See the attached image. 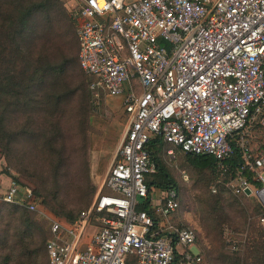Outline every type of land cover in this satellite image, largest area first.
<instances>
[{
	"label": "built area",
	"instance_id": "built-area-1",
	"mask_svg": "<svg viewBox=\"0 0 264 264\" xmlns=\"http://www.w3.org/2000/svg\"><path fill=\"white\" fill-rule=\"evenodd\" d=\"M59 1L79 21V60L95 102L123 95L128 124L92 204L72 222L52 220L48 264H201L193 225L160 224L158 215L182 204L175 187L153 193L159 166L149 145L161 135L169 160L176 148L214 156L218 182L234 194L264 188V144L249 141L264 129V0ZM233 140L235 175L226 162ZM3 172L0 200L38 211L30 185L11 177L2 190ZM239 236H228L233 250L248 239Z\"/></svg>",
	"mask_w": 264,
	"mask_h": 264
},
{
	"label": "rangeland",
	"instance_id": "rangeland-1",
	"mask_svg": "<svg viewBox=\"0 0 264 264\" xmlns=\"http://www.w3.org/2000/svg\"><path fill=\"white\" fill-rule=\"evenodd\" d=\"M13 1L0 0V22L7 9H14ZM15 1L20 3V14L32 8L33 15L25 29L24 46L27 48L26 52L34 58H41L34 62L59 65L68 61L59 89L53 87L52 76L48 73L46 82L37 87L34 93L38 96L32 106L24 112L20 111L11 124L21 127L26 124L27 116L33 114L34 126L38 130L47 124V118L44 120L42 117L44 114L41 105L48 100L47 95L55 92L68 93L57 115L50 118L56 125L54 129L58 138L54 150L56 152L44 150L27 136L19 139L11 161H8L0 147L3 157L2 167L5 171L22 183L39 190L37 191L39 210L33 212L39 225L35 236L39 241L43 237L47 241L52 220L65 219L60 211L62 208L78 214L79 211L89 207L97 197L107 170L113 162L114 153L127 128L128 117L121 96H105L99 103L95 102L94 94L89 88V76L80 65L78 25L70 10V3L59 0ZM54 108L55 105L52 104L47 107V111L50 112ZM249 141L252 146L261 149L264 144V129L255 128L251 131ZM59 151L61 156L58 154ZM60 157H63V163L59 166ZM165 157L170 173L178 182L182 204L180 212L187 216L188 223L199 230L197 247L203 256L202 264H237L234 263L236 258L225 259L222 254L239 256L249 264H264V260L257 261L251 255L250 246L247 248L241 246L238 250H233L228 242L230 234L239 238L243 232L255 235L258 228H263L259 219L264 215L258 208V203H262L259 196L251 194L249 198L241 197L239 201L242 205L226 207L230 219L224 223L223 233L209 236L202 226L201 216L204 200L220 191L219 186L217 192L212 190L213 185L216 184L215 174L209 170L199 172L188 162L184 163L183 154L180 152H176L174 160ZM14 161L17 165L13 163ZM182 170L187 172L188 179L183 178ZM227 196L225 203L235 197ZM6 206H3L0 216L5 215ZM39 245L40 254L46 260L45 242ZM257 246L260 244L257 243ZM243 261L241 260L240 264Z\"/></svg>",
	"mask_w": 264,
	"mask_h": 264
},
{
	"label": "trees",
	"instance_id": "trees-1",
	"mask_svg": "<svg viewBox=\"0 0 264 264\" xmlns=\"http://www.w3.org/2000/svg\"><path fill=\"white\" fill-rule=\"evenodd\" d=\"M12 4H14V9H7L0 22V147L1 150L4 151L8 161H11V157L14 158L15 147L22 136H27L31 141H36L44 150L47 149L51 153L56 152L54 151L58 140L56 131L54 132L56 125L50 118L57 115L60 106L65 101V98L68 97V93L62 94L60 92L47 95L48 100L41 104L44 114L42 117H44V120L47 118V124L41 126L38 130L34 126L33 114L27 116L28 120L23 126H11L16 119V115L20 111L24 112L32 106V103L38 96V94L34 93L37 87L46 82L48 73L52 76L53 80H51V84L53 87L59 89L68 63V61H65L59 65H43L34 62L35 60H41V58H34V56L26 52L27 48L24 46V38L26 36L25 29L28 27L29 19L33 15L32 8L26 9L25 12H21L20 14V3L14 0ZM75 23L78 25L79 21L75 20ZM69 94L71 95V93ZM52 104L55 105V108L48 112L47 107ZM232 143L235 146L234 140ZM165 145L161 135L153 138L150 142L149 149L159 166L158 172L154 175L150 183L163 188L175 187L179 193L178 182L170 173L167 163L165 162L166 160L164 159ZM176 152L182 153L183 162H188L191 167L199 172L209 170L215 174V183L219 186L220 191L218 194H214V196L207 197V199L204 200L201 221L204 230L209 236L211 234L223 233V225L230 219V214L226 211V207L242 205L239 198H249L251 194H234L223 182H218L217 160L214 156L207 154L193 155L182 151L180 148H176ZM58 154L61 156L60 151ZM226 162L232 164L234 170L232 175H235L241 164V153L239 148L235 146V154L232 158L227 159ZM13 163L17 165V162L14 161ZM62 163L63 157H60L59 166ZM229 176L228 174L224 180H228ZM37 191L39 190L34 189L36 194ZM227 195L235 197L232 201L225 203V199L228 197ZM148 205L149 203L146 201L140 206L141 208L147 209ZM3 206H6V213L0 216V264H48V255L46 254L47 259L45 260L40 254L39 244L45 242L46 247L51 232L47 241L45 237L40 241L37 240L35 234L39 225L34 218L33 212L35 211L6 201L0 202V211L3 209ZM258 208L264 214V205L262 203H258ZM60 211L65 217L64 221L69 222L74 221L80 213L79 211V213L76 214L72 211H66L63 208ZM179 211H181V209ZM185 224L192 225L191 223ZM194 227L197 231L198 244L200 236L199 230L196 226ZM257 231L258 232L255 234L256 236L253 234L248 235V241L241 246L244 248L250 246L251 255L256 258L257 261H263L264 228L260 227ZM257 243H259L260 246H257ZM239 251L241 252V249ZM222 255L225 259L230 258L232 260L236 258L234 263L237 264H240L241 260L243 261L239 256ZM131 264L136 263L133 262ZM242 264L249 263L247 260H244Z\"/></svg>",
	"mask_w": 264,
	"mask_h": 264
},
{
	"label": "crops",
	"instance_id": "crops-1",
	"mask_svg": "<svg viewBox=\"0 0 264 264\" xmlns=\"http://www.w3.org/2000/svg\"><path fill=\"white\" fill-rule=\"evenodd\" d=\"M119 96H121L122 99H123V95H119ZM116 97H117V96H116ZM262 147H263V145H262ZM2 166H3V157L1 156V153H0V167H2ZM2 168H3V167H2ZM11 177H12V176H11L9 173H7V172L5 171V169H4L3 175H2V177H1V183H2V190H3V191L8 187ZM152 190H153V193L155 194V196H156V195H157V196H160V194H161V189H160L159 186L156 187L155 185H153V186H152ZM0 202H1V200H0ZM158 216H159V219H160V224H161L162 226H163V225H166V223H167L168 221H171V222H174V223H178V224H185V223H188V222H189L187 216H186L185 214H183V213H180V211H178L177 214L172 215V216H168V217H167V216H163L162 214H160V215H158ZM165 227H166V226H165ZM194 248H196V249H194ZM178 249H179L180 251H182V250H183V247L180 246V245H178ZM192 251L201 253V252L198 250L197 245L194 246V247H192Z\"/></svg>",
	"mask_w": 264,
	"mask_h": 264
},
{
	"label": "water",
	"instance_id": "water-1",
	"mask_svg": "<svg viewBox=\"0 0 264 264\" xmlns=\"http://www.w3.org/2000/svg\"><path fill=\"white\" fill-rule=\"evenodd\" d=\"M246 193L250 195L252 194V190L250 188H246ZM257 195L259 196L260 200L262 201V204L264 205V188L259 190Z\"/></svg>",
	"mask_w": 264,
	"mask_h": 264
}]
</instances>
